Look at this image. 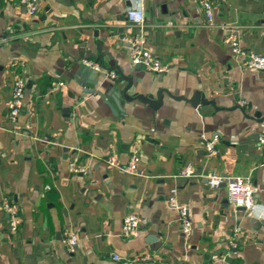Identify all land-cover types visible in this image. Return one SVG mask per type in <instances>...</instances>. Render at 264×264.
<instances>
[{
    "label": "crops",
    "instance_id": "obj_1",
    "mask_svg": "<svg viewBox=\"0 0 264 264\" xmlns=\"http://www.w3.org/2000/svg\"><path fill=\"white\" fill-rule=\"evenodd\" d=\"M33 3L28 16L21 0H0V264H264V195L253 194L246 214L228 202L225 184L206 183L216 173L264 186V70L244 66L222 42L231 28L243 48L264 55V0H211L210 20L192 0ZM128 7L142 10V26L125 19ZM132 36L162 71L130 63ZM84 59L97 66L101 92L119 71L131 78L129 94L198 91L208 103L192 107L164 93L156 109L132 99L113 113L84 86ZM17 77L23 96L11 122ZM213 135L217 153L207 156ZM132 148L140 161L130 174L119 166ZM111 154L118 166L107 165ZM73 159L84 173L72 172ZM186 164L193 174L176 176ZM169 197L186 206L187 235ZM5 199L17 208L14 232ZM128 213L138 218L130 237L121 234ZM69 232L77 235L72 252L63 243Z\"/></svg>",
    "mask_w": 264,
    "mask_h": 264
},
{
    "label": "built area",
    "instance_id": "obj_2",
    "mask_svg": "<svg viewBox=\"0 0 264 264\" xmlns=\"http://www.w3.org/2000/svg\"><path fill=\"white\" fill-rule=\"evenodd\" d=\"M195 2L202 10L205 12L207 19L210 20L211 17V0H192ZM26 13L28 16H32L35 12V4L33 0H21ZM125 19L133 24L142 26L144 22V14L141 9L128 7L124 12ZM128 43V55L130 63L137 65L144 70L150 72H160L163 70L162 65L158 59L143 46V40L141 36H132L126 39ZM222 42L230 48L232 54L236 56L241 64L244 66L254 69V70H264V55L258 54L251 50H247L240 45L238 35L234 29H228L227 33L222 37ZM85 65L97 69V66L90 62L89 60H83ZM108 77H114L113 73L107 72ZM61 82H58L53 89L62 86ZM24 80L17 77L13 80L11 99L9 106L8 118L11 122L16 120L18 113L20 112L22 96H23ZM243 102H240L242 104ZM218 143V136L213 135L204 143V150L207 156H215L217 153L216 144ZM258 144L264 151V136L258 137ZM106 163L109 166H118L115 157L111 154L106 158ZM140 161V156L136 148H132L128 160L124 166H119V168L127 173H135L137 165ZM264 165V159L262 161ZM69 166L72 172L84 173L86 168L82 165H77L75 159L69 162ZM193 174V168L190 164L178 169L176 176L188 177ZM206 183L210 187H217L219 184L223 183L226 187V196L228 202L234 206L242 208L246 214H250L254 209L253 194L260 191L264 195V186L262 188H257L248 176H225L216 173H208L206 175ZM168 204H170L178 214V219L180 222L181 231L184 235H187L190 231V222L188 219L187 209L184 204L178 203L174 197H169L167 199ZM2 208L6 211L8 216V227L11 232L17 229L19 224V217L17 215V208L10 204L6 199L2 201ZM138 225V218L135 214L128 213L124 215L121 222V234L126 237L134 236L136 234ZM77 235L74 232H69L63 238V243L65 249L68 252H72L76 247ZM233 246V243L230 242ZM114 260H118L119 256L116 254L112 255ZM225 257L222 256L221 260ZM204 264H212V262H206Z\"/></svg>",
    "mask_w": 264,
    "mask_h": 264
},
{
    "label": "water",
    "instance_id": "obj_3",
    "mask_svg": "<svg viewBox=\"0 0 264 264\" xmlns=\"http://www.w3.org/2000/svg\"><path fill=\"white\" fill-rule=\"evenodd\" d=\"M93 59H97V58L94 57ZM100 67L102 69H105L106 72H110L113 70V68H107L104 67L103 65H101ZM79 71L81 72L82 78L86 80L84 86L88 89L87 91L91 93H95L100 98H102V100L109 105L113 113H115L114 107L119 109L122 107L121 105L124 102H128L132 99H138L144 103H147L151 108L156 109L161 104L162 95L164 93L170 97L176 99H182L187 103H189V105L192 107H197L198 104L208 103V101L204 100L202 95L198 91H194L189 98H185L183 96L170 95V93L165 88L162 87L157 88L154 92V95L147 94L143 96L142 94H138V93L129 94L128 90L131 87V78L129 76H124L121 72L117 70L116 71L118 77L116 79H110V82L105 84L104 90L101 92L95 88L98 81L101 82L100 78L96 76L95 69L91 68L88 65L82 64L79 68ZM120 80L124 81L125 84L121 86V88H118L117 83ZM107 96L109 97V99L107 98ZM109 100H111L114 106H112V103Z\"/></svg>",
    "mask_w": 264,
    "mask_h": 264
}]
</instances>
